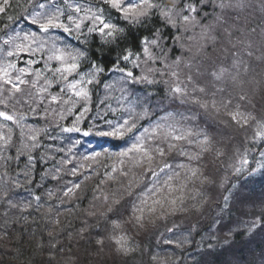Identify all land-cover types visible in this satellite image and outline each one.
Here are the masks:
<instances>
[{
    "label": "trees",
    "instance_id": "16d2710c",
    "mask_svg": "<svg viewBox=\"0 0 264 264\" xmlns=\"http://www.w3.org/2000/svg\"><path fill=\"white\" fill-rule=\"evenodd\" d=\"M35 2L36 0H10L6 13L0 14V46L7 39V35L15 34L13 29L36 31V26L30 22L17 20V17L30 13ZM79 2L85 6L88 3L96 6V0ZM158 2L168 7L174 4L177 8L182 6V0ZM231 2L242 4V7L225 10L229 23L235 22L234 26L239 29L233 33L234 37L244 34L247 41L254 43L257 49L255 56L259 57L261 44L264 43V0ZM204 13L209 14L207 19L201 18ZM218 14L220 10L216 9L213 13V4L209 3L202 9L201 16L197 17L200 20V25L197 26H188L185 29L177 21V26L174 27L162 20L159 14H153L145 24L130 27L115 10L106 8V16L110 15L113 22L126 29V33L117 44L104 45L98 34L87 35V27L84 28L88 39V57L103 65L107 75L100 78L99 85L90 86L91 98L87 105L90 110L77 125L81 129L79 132H63L62 129L74 125L83 102L73 106V102L50 104L45 99L39 105H32L37 109L36 113L29 111L27 106L17 105L13 108L9 104L4 108L0 105V110L17 116V120L13 121L0 118V134L11 137L8 145L0 139V177L3 178L0 183L16 180L19 184V187L7 185L5 188L10 189L12 202L17 207H9L0 191V264H264V168L259 167L264 163L261 157L264 140H252L254 123L250 122V126L241 129L228 115L235 112L239 104L241 112L251 114L258 120L264 117V76L261 78V74H264V61L245 58L250 64L246 73L242 71L234 83L215 85L225 88L223 93L216 96L218 104L221 105L219 112L195 113L197 119L192 127L207 128L209 134L215 136V147L223 155L216 157L214 153H209L202 158L199 166L203 176L189 183L185 193L187 197L195 196L196 199H187L185 207L188 210L185 212H177L163 219L150 217L148 219L154 222L146 223L143 228L133 226L130 222L131 204L138 203V186L146 183L150 177L144 175L143 168L134 169L128 177L120 175L122 158L119 153L131 146L132 133H126L123 138L98 134L110 131L105 121L115 122L120 115L119 111H108V105L119 108L120 92L116 87L121 86L120 73L108 72V69L112 68L122 49L130 48L133 52H139L143 37L151 39L159 30L162 37L160 43L167 53L166 63L169 64L180 57L193 64L202 63L203 68L209 71L215 65H230L231 59H224V54L219 51L222 45L218 44L215 48L209 45L198 52L204 43L201 25L214 24V16ZM10 16L13 17L12 20L8 19ZM55 35L62 37L63 43L58 44L59 47L69 45L73 49L81 48L80 41L75 38L76 33L69 36L57 30ZM151 51L153 56H160L159 49L154 48ZM49 54L44 50L31 55L21 53L19 57H6L0 51V65L11 62L17 68H29L27 62L35 60L37 63L31 65L30 71H39L43 84L45 77L52 80V73L45 69ZM205 56H211L212 61L205 60ZM143 60L142 56L141 67L134 69L135 75H140L142 71L147 73L148 68L163 67L159 62H148L145 65ZM48 64L49 68L57 66L55 61H49ZM120 66L128 69L132 67L131 64L125 66L123 63ZM86 68L87 63L82 62L81 70ZM180 69L187 72L183 64ZM9 71L14 73L12 69ZM26 78L35 79V76ZM150 78L153 77L150 75ZM154 78L164 80L167 76L161 77L157 74ZM104 83L113 84L114 89H106ZM197 83L207 84L210 90L212 88L210 76L198 78ZM62 86V81L59 86L56 81H52L48 92L60 96ZM165 88L163 83L150 87H134V91L141 96L145 92L154 93L150 100L153 115L137 121L141 130L157 117L164 115L160 108H167V111L177 110L176 105L168 107ZM239 95H247L249 103H241ZM62 99L68 100V96L64 95ZM75 99L73 97V101ZM161 101L164 103L160 104ZM68 108H71V112L67 111ZM178 110L185 111L183 108ZM59 113H63V118ZM21 115L23 119H19ZM32 135L37 136L38 147L31 146L29 137ZM238 140L242 141L243 150L235 147ZM69 148L72 149L70 153ZM59 149L63 151H58ZM245 150L249 161L245 168L250 169L253 166L254 169H260L256 170L257 174L252 172L247 177L244 171L238 174L233 167L239 166ZM191 151L194 152L195 149ZM29 155L32 157L31 162L28 160ZM168 162L179 164L186 161L177 157ZM123 167L129 169L131 163L125 159ZM55 168L60 171H54ZM74 168L75 175L72 174ZM113 168L117 171L113 172ZM223 172L230 173V177L224 178ZM133 175L135 181L130 196L128 183ZM53 176L58 178L53 179ZM204 177H207V181L201 183ZM248 182L254 184L250 191L243 188ZM76 184H79V188L73 187ZM66 188H73V192L67 197L64 196ZM49 192L52 193L51 197L48 196ZM34 196L41 197L38 208ZM104 196L108 199L104 200ZM225 197L228 198L227 202ZM193 204L196 209H193ZM116 222L119 223L118 232L111 228ZM170 228L173 231H167ZM178 234L182 237L177 241L182 242L179 246L174 242ZM120 238L124 241L128 239L132 243L133 251L127 254L117 251L119 245L115 240ZM101 240L103 243H98Z\"/></svg>",
    "mask_w": 264,
    "mask_h": 264
},
{
    "label": "snow or ice",
    "instance_id": "6c2138e0",
    "mask_svg": "<svg viewBox=\"0 0 264 264\" xmlns=\"http://www.w3.org/2000/svg\"><path fill=\"white\" fill-rule=\"evenodd\" d=\"M31 2V0H30ZM213 4V13L216 9L220 10V14L214 16V24L201 25L202 40L198 52L202 51L207 46L222 45L219 49L224 54V59H231V64L227 67L223 65H215L211 71L203 68L202 63L193 64L189 61H184L178 57L171 64L166 63L167 53L164 52L160 43L162 37L159 30L153 34V38L143 37L140 40V51L133 52L130 48H124L117 54L116 60L108 72L120 73V96L118 97L119 108H112L108 105V111L112 113L120 112L116 121L106 120L105 123L111 129L107 132H100L99 135L114 136L123 138L126 133L133 134V142L131 146L125 151L119 153L122 158L120 163V175L128 177L130 172L134 169L143 168L144 175L149 176L150 179L139 185V192L136 195L138 203H132V216L130 222L133 226L143 228L146 223L154 222L148 218L156 217L163 219L166 216L174 215L177 212H185L188 209L185 207L187 199L195 200L196 197H187L185 195L188 184L194 180L200 179L203 173L200 170V162L202 158L209 153H214L216 157L223 155V153L215 147L216 138L210 135L207 128H194L192 124L196 121L195 113L199 111L219 112L220 104L216 100V96L225 91L224 87H215L216 84L227 85L229 82H235L243 71L246 73L250 64L246 61L251 59H258L264 61V43L261 44V55L255 56L257 49L254 43L247 41L245 35L234 37L233 33L239 31L234 26L235 22L230 24L225 16V10L231 8L242 7V4L237 2L233 4L231 0H182V6L177 8L174 4L168 7L158 0H96V6L92 3L87 6L79 2V0H36L32 5V11L27 15L17 17V20H26L32 25L36 26V31L23 32V30L16 31L14 35H7L4 39L0 51L4 52L6 57H19L21 53L34 54L47 50L50 53L45 61V69L52 73V80L45 77L43 84H41L39 71H30L32 64L37 63L35 60H29L27 63L29 68H17L14 63L0 65V105L7 108L12 104L13 108L17 105L27 106L29 111L36 113L37 109L33 108V104H41L45 99L49 103H75L83 102L82 109L72 127L63 128V132H79L81 129L77 126L84 118L85 113L90 109L87 106L91 98L90 86L99 85L101 77L107 75L105 67L95 60L88 57L87 47L88 39L84 33V28L87 27V35L93 33L101 37V42L104 45L117 44L118 41L125 37L126 29L121 27L118 23L111 20L110 15L106 16V8L115 10L121 19L130 27L140 26L150 20L153 14H159L160 18L167 24L174 27L177 26V21L182 24L185 29L188 26L200 25L202 9L208 4ZM63 5V7L61 6ZM104 5L105 7H100ZM10 7V0H0V14L6 13ZM208 13L202 15V19L208 18ZM12 20L13 17H8ZM7 27V26H6ZM60 30L62 33H67L69 36L76 33V39L80 41L81 48L73 49L69 45L59 47L63 40L61 36L55 35L56 31ZM255 32V29H252ZM81 37H84L81 39ZM19 41V42H17ZM159 49L160 56L155 57L152 54V49ZM143 56V63L148 62L152 64L161 63L162 68H148L147 73L144 71L140 75H135L134 69L141 67V57ZM205 60L212 61L211 56H205ZM49 61H55L57 66L49 68ZM86 62L87 68L81 70V63ZM121 63L125 66L131 64V68L121 67ZM214 63V62H213ZM183 64L187 72L180 69ZM9 69L14 70L10 72ZM161 77L167 76V79L157 80L155 75ZM150 75L153 78H150ZM35 76V79H27L26 77ZM205 76L211 77L212 88L209 89L207 84L201 85L197 83V79ZM71 77V79H70ZM183 77V78H181ZM52 81L63 82L60 87V96L51 95L48 89L51 87ZM163 83L165 88V99L169 102L168 107L177 106V110L167 111V108H160L164 115L157 117L152 121L148 127H138L137 121L145 118H150L153 113L151 109L153 105L150 100L154 93L145 92L143 96L134 91L136 85L150 87ZM106 89H114L113 84L104 83ZM64 95L68 96V100H63ZM75 97V101H73ZM241 103H249L247 95H239ZM161 101L160 104H163ZM230 103V101H229ZM226 107V105H223ZM183 108L185 111H179ZM235 112L228 113L232 122L241 129L250 126V122L255 124L253 141L264 140V117L257 119L251 114L240 111V105L236 106ZM71 112V108L67 109ZM48 109H45V113ZM188 113V114H185ZM63 118V113H59ZM0 118L5 121L17 120L16 115L9 114L8 111L0 110ZM23 115L19 119H23ZM138 132L139 134H135ZM88 133H85L87 135ZM0 139L4 141L5 145L9 144L11 137H5L0 134ZM31 146L38 147L37 136L29 137ZM74 147V145H73ZM195 151H191V149ZM58 151H63L59 149ZM71 148L68 149L70 153ZM239 154V149H237ZM99 155V154H94ZM264 157V152L261 153ZM177 157L184 158V161L179 164L169 163L168 161L175 160ZM247 150L239 161V166H233L236 173H242L245 166L248 165ZM88 159V157H85ZM125 159L131 163V168L123 167ZM29 162L32 157L28 156ZM70 163V161H64ZM259 167L264 168V164ZM257 169H253L256 171ZM54 171L59 172V168ZM117 169L113 168V172ZM72 174H76V169L72 170ZM26 175V174H25ZM58 177L53 176V179ZM109 178L111 176L109 175ZM0 181L3 178L0 177ZM135 176L129 180L128 189L129 195H132L131 189L134 186ZM207 181V177L201 180V183ZM7 185L13 188L19 187L16 180H8L0 183V191H2V198L7 201L9 207H17L12 202L10 196V189L5 190ZM79 188V184L73 186ZM73 192V188H66L64 196L67 197ZM199 194V193H198ZM51 197L52 193L49 192ZM33 199L37 202L39 207L40 196H34ZM108 197L104 196V200ZM225 197V202H227ZM196 209V205H192ZM198 210V209H197ZM218 223V222H216ZM255 225H253L254 227ZM211 227V226H210ZM171 232L173 229H167ZM116 244L119 245L117 251L127 254L133 251L132 248L126 247L123 238L116 239ZM102 244L103 241H98ZM172 243V241H166ZM182 242H177L179 246ZM211 247V246H209Z\"/></svg>",
    "mask_w": 264,
    "mask_h": 264
},
{
    "label": "rangeland",
    "instance_id": "374dc122",
    "mask_svg": "<svg viewBox=\"0 0 264 264\" xmlns=\"http://www.w3.org/2000/svg\"><path fill=\"white\" fill-rule=\"evenodd\" d=\"M261 5V4H260ZM262 5H264V3H262ZM263 62V61H262ZM263 76H264V74H261V78H263ZM114 93H116V91H114ZM235 147H240V149H244V146H243V144H242V141L241 140H238V144H235ZM262 152H264V149L262 150ZM262 157V156H261ZM262 159H264V157H262ZM261 162V161H260ZM259 162V163H260ZM264 162V161H263ZM258 163V164H259ZM264 164V163H263ZM246 170H244V174L246 173V176L245 177H247V176H249L250 174H252V171H250V169H254V167L252 166V168H250V169H248V168H245ZM260 169H259V167H258V169H257V171H259ZM257 171H256V173H257ZM222 175H223V177L225 178H227V176H229L230 177V173L228 174V172H223L222 173ZM244 176V175H243ZM252 185H254V184H252V182H248V184L246 185V187H243L245 190H249L250 191V188H251V186ZM243 189V190H244ZM256 189V188H255ZM118 226H119V223L117 224V222L114 224V225H112L111 226V228L112 229H114V232H118L119 231V228H118ZM178 233H181V231H179ZM182 237L181 236H179V234L177 235V237L175 238V243H177V241L178 240H180ZM188 239H189V237H188ZM124 241V240H123ZM124 243H125V246L126 247H130V248H132L133 249V246H132V243H130L129 242V240L128 239H125V241H124ZM177 245V244H176Z\"/></svg>",
    "mask_w": 264,
    "mask_h": 264
}]
</instances>
